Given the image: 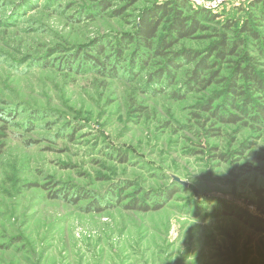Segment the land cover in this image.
Wrapping results in <instances>:
<instances>
[{
  "label": "rangeland",
  "instance_id": "rangeland-1",
  "mask_svg": "<svg viewBox=\"0 0 264 264\" xmlns=\"http://www.w3.org/2000/svg\"><path fill=\"white\" fill-rule=\"evenodd\" d=\"M186 1L217 18L164 58L176 0H0V264H264V0Z\"/></svg>",
  "mask_w": 264,
  "mask_h": 264
},
{
  "label": "trees",
  "instance_id": "trees-1",
  "mask_svg": "<svg viewBox=\"0 0 264 264\" xmlns=\"http://www.w3.org/2000/svg\"><path fill=\"white\" fill-rule=\"evenodd\" d=\"M186 7V0H181V2H178L176 0L175 3L156 5L153 9L144 12L138 20L136 28L137 34L135 37L140 41L141 44L148 48H151V46H153L152 43L155 42L158 38L163 23L169 19L168 31L171 34V38L169 37V39L162 42L160 46L153 48L157 56L167 58L170 55V52H168V50L172 49V47L176 43L181 40L194 38L201 32H206L208 28L204 26L203 22H212L217 18L216 15H212L210 12H207L205 10H198L195 11L193 16H186L184 11ZM243 33H248L251 38L259 40L258 33L253 32L252 29L248 27V25L243 28ZM220 42V47L217 49L218 53H216L218 59H220L221 61H225L227 57H234L236 54H239V57L241 56L242 51L240 48L244 44L243 41L229 43L226 38L223 37ZM100 50L101 54L102 49ZM177 57H181L183 60L192 63L198 62L197 54L193 53L192 51H186L181 55H177ZM172 62L173 61L170 60L169 64L173 65V67H177V65L173 64ZM212 69H214V67L212 64H209V60L202 59L197 63V68L194 74L196 79H193L192 82H196V84L198 85L203 83V81L200 79V72L204 73L206 71H212ZM167 74L168 76L172 75L170 71H167ZM218 74L219 73L216 72L212 73L210 82H212L215 77L218 76ZM235 75L237 76L236 79L244 78L245 80H248L251 89H254L257 93H262L264 95V78L257 74L255 69H253L251 65H247L245 68H242V66H240ZM162 77H164V74H162ZM235 82V79H233L230 85L232 88L229 89V91L236 97L245 96V93L243 91L240 92L238 90L242 87H238ZM247 100L248 99H246V101ZM260 111L262 115H264V109H260ZM259 116L261 117V114ZM219 117L220 120L227 124H235L238 121L236 118H233L231 116L228 118L218 116L217 118ZM256 120H258V118ZM159 208L160 207H158L157 209ZM131 209L140 211L149 210V208L147 207H139L137 205H134L133 207H131Z\"/></svg>",
  "mask_w": 264,
  "mask_h": 264
}]
</instances>
